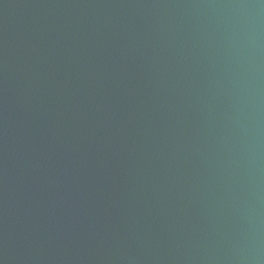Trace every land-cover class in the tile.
Masks as SVG:
<instances>
[{
	"label": "water",
	"instance_id": "water-1",
	"mask_svg": "<svg viewBox=\"0 0 264 264\" xmlns=\"http://www.w3.org/2000/svg\"><path fill=\"white\" fill-rule=\"evenodd\" d=\"M0 264H264V0H0Z\"/></svg>",
	"mask_w": 264,
	"mask_h": 264
}]
</instances>
